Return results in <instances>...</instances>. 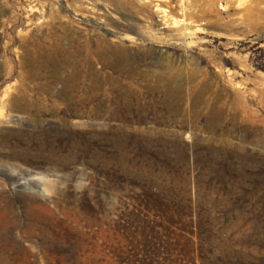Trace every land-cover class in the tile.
<instances>
[{
    "label": "rangeland",
    "instance_id": "obj_1",
    "mask_svg": "<svg viewBox=\"0 0 264 264\" xmlns=\"http://www.w3.org/2000/svg\"><path fill=\"white\" fill-rule=\"evenodd\" d=\"M246 178L264 0H0V264H264Z\"/></svg>",
    "mask_w": 264,
    "mask_h": 264
},
{
    "label": "trees",
    "instance_id": "obj_2",
    "mask_svg": "<svg viewBox=\"0 0 264 264\" xmlns=\"http://www.w3.org/2000/svg\"><path fill=\"white\" fill-rule=\"evenodd\" d=\"M218 169L220 170H223L224 172L227 171L226 167H225V163H222L221 165H219V167L217 168L216 171H219ZM218 180L224 182V176H223V173L222 171H220L218 173ZM244 182H248V183H251V186H249L248 184L246 185H242V189H243V193L246 195V194H253V193H256L257 190L259 188H264V178H246L244 180ZM260 195H264V192H262Z\"/></svg>",
    "mask_w": 264,
    "mask_h": 264
},
{
    "label": "bare ground",
    "instance_id": "obj_3",
    "mask_svg": "<svg viewBox=\"0 0 264 264\" xmlns=\"http://www.w3.org/2000/svg\"><path fill=\"white\" fill-rule=\"evenodd\" d=\"M79 43V42H78ZM74 46V45H73ZM74 50V49H73ZM72 53V52H71ZM68 57V56H67ZM51 58V57H50ZM113 80H116V79H113ZM126 81V80H125ZM128 82V81H127ZM114 83V82H113ZM118 83V82H117ZM124 84V83H123ZM116 85V84H115ZM118 85V84H117ZM122 85V84H121ZM125 85V84H124ZM123 86V85H122ZM126 86V85H125ZM117 87V86H116ZM120 87V86H119ZM126 89H127V87H125ZM124 89V88H123ZM123 91H126V90H123ZM40 114V113H39ZM32 119H34L35 120V118H32ZM45 144V143H44ZM39 145V144H38ZM43 147V146H42ZM22 194H23V198H34L33 197V194H32V192H31V190L28 192V191H22ZM30 203V202H29ZM4 204V203H3ZM32 206V205H31ZM34 206V205H33ZM37 208V207H36ZM6 210V208L5 207H3V206H1L0 205V213H2V212H4ZM12 211V210H11ZM8 213V212H7ZM9 213H10V211H9ZM8 213V214H9ZM28 215L30 216V223H31V225H32V218L34 219L35 217H36V215L34 214V213H32V215L30 214V213H28ZM5 216V215H4ZM5 220H7L6 218H5ZM7 223V222H6ZM4 225V224H3ZM7 225V224H6ZM3 226H1V228H2ZM32 227V226H31ZM2 230V229H1ZM23 230V229H22ZM5 233V232H4ZM19 234V233H18ZM9 239V238H8ZM7 244V243H6ZM13 244V243H12Z\"/></svg>",
    "mask_w": 264,
    "mask_h": 264
}]
</instances>
